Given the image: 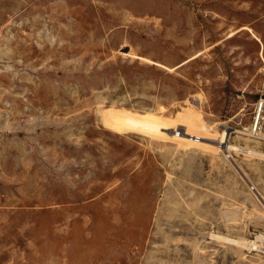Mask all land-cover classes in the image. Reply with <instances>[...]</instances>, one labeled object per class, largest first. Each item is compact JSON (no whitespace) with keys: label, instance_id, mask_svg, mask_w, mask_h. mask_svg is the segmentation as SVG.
Masks as SVG:
<instances>
[{"label":"rangeland","instance_id":"obj_1","mask_svg":"<svg viewBox=\"0 0 264 264\" xmlns=\"http://www.w3.org/2000/svg\"><path fill=\"white\" fill-rule=\"evenodd\" d=\"M263 88L264 0H0V264H264Z\"/></svg>","mask_w":264,"mask_h":264},{"label":"bare ground","instance_id":"obj_2","mask_svg":"<svg viewBox=\"0 0 264 264\" xmlns=\"http://www.w3.org/2000/svg\"><path fill=\"white\" fill-rule=\"evenodd\" d=\"M104 123L107 125V127L113 129L118 133L137 131L142 134L148 135L149 137L162 138L176 132L171 128L169 122L163 119L162 116L149 111L141 112L137 110L109 109L104 113ZM226 129H223L220 132V135L217 139H205H207L208 142L223 147L224 149L227 147L233 149L242 148L243 150L248 151L247 153L249 154H255L257 156L264 157V151L236 146L234 144L232 145V143L229 141V131H227ZM235 242L238 245L246 246L249 248H258L260 246L264 247V233L256 234V237L254 239H237L235 240Z\"/></svg>","mask_w":264,"mask_h":264},{"label":"built area","instance_id":"obj_3","mask_svg":"<svg viewBox=\"0 0 264 264\" xmlns=\"http://www.w3.org/2000/svg\"><path fill=\"white\" fill-rule=\"evenodd\" d=\"M244 130L250 137L264 142V88L255 102L252 121L250 125L244 127ZM224 151L226 157L232 160H235V155L246 154L248 152L242 148L233 149L229 147L225 148ZM249 187L252 191L256 188L252 183Z\"/></svg>","mask_w":264,"mask_h":264}]
</instances>
